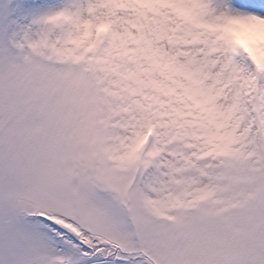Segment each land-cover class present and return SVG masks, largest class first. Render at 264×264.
Segmentation results:
<instances>
[{"label":"snow or ice","instance_id":"obj_1","mask_svg":"<svg viewBox=\"0 0 264 264\" xmlns=\"http://www.w3.org/2000/svg\"><path fill=\"white\" fill-rule=\"evenodd\" d=\"M0 264H264V0H0Z\"/></svg>","mask_w":264,"mask_h":264}]
</instances>
